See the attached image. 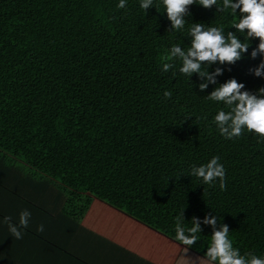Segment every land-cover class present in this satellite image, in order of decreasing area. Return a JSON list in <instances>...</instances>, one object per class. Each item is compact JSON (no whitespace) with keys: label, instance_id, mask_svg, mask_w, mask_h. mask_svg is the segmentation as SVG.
I'll return each instance as SVG.
<instances>
[{"label":"trees","instance_id":"16d2710c","mask_svg":"<svg viewBox=\"0 0 264 264\" xmlns=\"http://www.w3.org/2000/svg\"><path fill=\"white\" fill-rule=\"evenodd\" d=\"M118 4L0 0V149L69 189L67 211L75 217L78 210L87 214L85 204L77 206L84 198L88 210L104 204L112 221L123 215L169 238L178 248L174 257L186 247L175 239L182 212L185 228L194 217L200 223L189 250L201 257L214 231L204 220L216 218L215 230L227 225L242 255L264 257V141L246 129L225 139L214 117L229 109L207 99L231 79L258 95L260 40L248 41L234 64H202L215 83L199 73L189 77L179 72V57H162L174 45L187 51L195 23L223 26L225 36L244 42L230 10L195 3L184 28L174 31L162 0L147 12L141 0H127L124 9ZM165 62L172 63L167 72ZM213 157L225 169L224 190L219 179L207 185L190 175ZM88 214L84 223L92 227Z\"/></svg>","mask_w":264,"mask_h":264},{"label":"crops","instance_id":"0c3cea01","mask_svg":"<svg viewBox=\"0 0 264 264\" xmlns=\"http://www.w3.org/2000/svg\"><path fill=\"white\" fill-rule=\"evenodd\" d=\"M72 192L0 149V264H177L172 241L129 217H112L104 204L87 203V214L69 212ZM92 200V199H91ZM94 203V202H93ZM31 213L22 239L9 232L5 217L19 225ZM88 210V211H87ZM43 225V232L37 229ZM171 249V250H170ZM188 250L186 264H200Z\"/></svg>","mask_w":264,"mask_h":264},{"label":"clouds","instance_id":"9594fccd","mask_svg":"<svg viewBox=\"0 0 264 264\" xmlns=\"http://www.w3.org/2000/svg\"><path fill=\"white\" fill-rule=\"evenodd\" d=\"M198 3L206 9L218 6V10L228 12L237 19L233 20L232 28L238 32L244 33V42L237 35L228 32L224 34V28L209 26L205 29L204 24L195 23L189 29V35L192 37L191 46L187 51L181 50L174 45L170 54L162 57V61L174 60L179 57L182 66L179 72L183 75L191 76L193 73H199L202 77L215 83L212 75L202 71V64L205 62L221 64H234L242 58V53H246L249 48L248 41L252 38L260 40L259 51L264 52V0H222V5L218 0H162L167 18L172 22L174 31H179L185 26V16L188 15L189 6ZM153 5V0H141V8L147 12V9ZM127 6V0H119L117 7L124 9ZM239 10V15L237 14ZM257 51L252 52L255 58ZM172 67V63H163L162 71L167 72ZM264 73V64L256 70V75ZM221 74L217 70L216 75ZM201 91L207 88V84L200 85ZM243 84L235 79L229 80L226 84L220 85L207 98L214 102H222L228 107V111L219 110L214 117V123L219 129L220 135L225 139L231 140L240 137L246 129L249 133H255L261 141H264V88L258 90V95L242 92ZM171 92L166 91L164 97L170 99ZM190 175L201 178L204 184L213 185V182L219 179L220 188L224 190L225 169L219 163V157H213L208 163L192 167ZM31 213L24 210L20 214L19 225L8 223L11 217H5L4 222L8 224L9 232L16 239H22V228L29 226ZM180 216L176 218V236L175 239L185 247V256H182L177 264H186V254L188 250L197 243L201 233L200 223L194 217L192 226L185 228ZM205 224L213 226V234L207 246L205 257L199 258L200 264H264V257L257 256L251 252L242 255L239 249L234 248L232 240L229 238V228L227 225H221L220 230H215L216 218L206 217ZM41 225L37 231L43 232ZM186 232L188 233L186 235Z\"/></svg>","mask_w":264,"mask_h":264},{"label":"rangeland","instance_id":"374dc122","mask_svg":"<svg viewBox=\"0 0 264 264\" xmlns=\"http://www.w3.org/2000/svg\"><path fill=\"white\" fill-rule=\"evenodd\" d=\"M70 198H72V196H70ZM83 203H77V206L80 208V207H82L84 204H85V206L87 207L88 205H87V202H86V199L84 198L83 200ZM86 202V203H85ZM76 214H78L79 216H81V213H80V210H78L77 212H76Z\"/></svg>","mask_w":264,"mask_h":264}]
</instances>
